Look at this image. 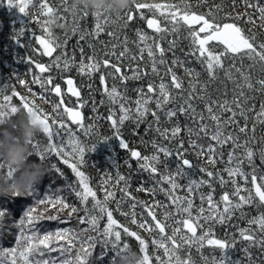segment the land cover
Returning a JSON list of instances; mask_svg holds the SVG:
<instances>
[{"label":"snow or ice","instance_id":"snow-or-ice-1","mask_svg":"<svg viewBox=\"0 0 264 264\" xmlns=\"http://www.w3.org/2000/svg\"><path fill=\"white\" fill-rule=\"evenodd\" d=\"M9 5L19 6V11L21 13H26V8L28 7L27 0H19V5L14 3V0H7ZM236 0H233V5L235 6ZM246 11L243 13H232L228 12L224 17L220 16L219 13L222 9V5H215L214 9H210L207 13H198L193 10V6L188 3V0H179L178 3H146L137 2L133 0L134 9L142 10L147 9L149 12L153 13V17L147 19V28L153 29L157 36L150 37L143 30H137L138 41L143 44L140 48V59H143V54L147 51V55L151 60V73L155 75H160V70L158 66H165L164 75L161 77V81L158 85L154 82H150L147 89H137L139 93L138 98L135 101L136 104V116L135 119L137 124L143 121L146 114L150 111L148 104L153 99V94L155 93V106L157 110L164 109L170 102L177 101L179 99L178 106L169 108L164 112V115L172 120L178 118V115H184L191 121V126L186 123L185 130L189 136L190 143L194 150H198L196 154L198 156H207L208 163L215 166L218 160L223 159L224 152L223 148L226 145H231V149L227 154L226 167L223 168V172L227 174L228 179L225 180L223 175H220L217 171L201 169V172L206 173L207 177L218 179L219 183L224 185L229 182L235 187L231 193L224 192L220 197L219 201L214 200L212 189V179H201L189 180L186 186L179 184L177 177L187 176L188 173L185 169L191 168L192 163L189 159L184 158V153L177 151L175 154L179 157L180 164L177 170L173 174L162 176L161 180L167 182L170 188L163 191L168 197L169 204L162 205L159 202H154L151 205L146 204L143 201H138L132 196V193L128 191V180L124 176H119L117 184L123 181L125 187L121 189L122 200L131 199L133 203L131 204V222L132 224H137V213L135 209L137 205H140L146 209L147 216L151 218L154 222L150 224L147 220L139 223V228L145 229L147 231L158 230L159 239H153L151 241L152 245L159 249H162L164 254L169 257L167 261L161 260V257L157 256L155 259L160 262V264H172V258L175 257V264H189L188 261H182L178 251L182 246H197L203 248L205 244L223 250L225 255L222 256L219 261L214 262V264H240V261H231L227 256V250L235 246V238L231 242L226 240H221L214 238L213 232L210 225L214 223L225 224L233 219L237 212L241 213L243 216V209L246 205H252L254 202L259 205H264V177H261L262 182H258L257 176L255 175V165L254 157L256 152L254 151L255 136H248V120L249 113L255 108L252 104L249 106L250 101L254 97L250 96V92L264 93V78L258 80L253 78L251 71H246L243 63L239 67L235 63L229 64L225 67L226 62L229 60L236 61L239 59L243 62L244 58L247 57L248 60L252 61L248 65V68L255 71L256 67H260V71L264 73V43H257L256 35L249 34L248 31L239 25V21L245 16L248 17V23H255L253 19V14H258V19L261 21L260 26L264 27V3L261 0H243ZM40 15L46 17L42 22V29L45 36H38L37 40L40 45L43 46V54L52 57L53 54L64 47L63 44L58 42V38L53 35L52 30L48 27L47 18L50 15L57 13V9L52 7L48 0H42L39 4ZM247 9H251L252 12H248ZM73 16L75 24L76 8L73 6ZM157 14L159 18H157ZM87 15V13H84ZM96 17L95 30L91 35L99 36L100 33L104 31V24L110 21L109 18L103 17V12L94 13ZM126 19H124L125 26L129 21L134 19L132 15V10L130 9L125 13ZM139 16L141 19L144 18V12L140 11ZM63 18V17H60ZM119 19L120 17L117 16ZM225 18L231 20L232 22H225ZM162 21L164 23H162ZM182 30L187 31V36H183V39L189 41V51L185 53V59L188 57L195 58L202 66L203 70L208 75L207 81H200L199 75L195 69L185 68V73L188 76H192L193 80L189 81V88H184V81L179 77L173 70L172 67L168 66V61L166 60V53L173 51L178 46V40L172 39L167 40V35L171 34L173 36H182ZM78 31L76 27L73 28V33ZM20 35H24L23 29L20 31ZM88 33H83L80 35V40L85 39ZM114 35V34H110ZM152 43H149V41ZM167 40V49L162 46L161 41ZM213 42H218L223 46V51L216 50V46ZM66 43V42H65ZM125 48L124 51L116 53V45H113L112 49L107 51L105 55L109 58L98 59L93 50V55L88 57V63H85L82 59L78 66L79 73L87 74L89 77L95 72H99L101 68L111 69L106 73L100 75V81L103 85V93L107 95L112 103H118L119 109L123 113L119 116L118 120L113 119L115 112H112L107 119L111 121V125L116 129V136H120L119 125H123L126 120L132 117L131 110L126 107L127 97L117 90V86L113 84L110 88L106 83V76L112 77L114 80L119 79L122 82L127 80H138L146 77L149 73L145 72L140 67L132 69V75L128 76L122 72L121 66L117 63H111V57H115L117 61L125 57L129 52L127 48V38L124 41ZM91 46V45H90ZM139 46V45H138ZM81 54L83 55V49L81 48ZM159 57V58H157ZM133 60L136 57H132ZM62 56L57 55L49 65L43 63H36L35 67L39 69L41 74L49 73L50 69L55 66L60 68L61 72L68 71L74 65V59L64 56L63 64L61 68ZM185 60H181L176 57L172 60V66L180 65L183 66ZM131 67V66H129ZM223 71L225 77L231 80L234 84L233 98L231 101L225 100H213L209 94V85L219 78V72ZM170 76V81L165 82V77ZM54 77L49 74L45 76H37L32 80L33 84H39L42 93L40 98L45 99L48 94H54L59 98V102L53 105V111L57 115H66L71 124L78 126L83 129L85 135L89 133L91 125L87 128L84 124V117L76 108L64 106L65 100L64 96L66 93H62L60 84L54 82ZM20 83H25L21 80ZM65 83L68 85L67 93H71L73 97L79 98L81 96L80 90L74 86V80L71 78L66 79ZM90 88L93 85H89ZM170 87L175 90H179L175 96L170 94ZM185 92L187 94L185 95ZM18 95V93H14ZM13 96L3 95V103H0V120L5 117L15 114L19 107L12 104ZM123 100V102H121ZM200 101L204 103V111H197L196 105L193 101ZM23 110L29 113H35L36 120L44 125L42 131L46 135L49 143L47 147L41 151V144L39 141L33 144V148L37 155L41 159H46L47 157L55 154L58 157L63 158V163L68 165L72 172L78 179V187L76 185H68L69 188L75 193V196L83 205V211L85 215L78 218V222L81 225H87L80 232L65 228L57 230L55 233L48 232L44 235H39L35 228V222L43 218V215H34L37 212L35 207L28 208L24 211L23 217L20 219L21 235L16 238L15 248H5L0 250V257H11V264H17V259H19L22 264H33V260L30 259L35 254L39 253L41 257L44 256L45 251H59L62 256H67L72 248L75 246L77 241L81 242V247L77 252L74 260H69L67 258L62 259L60 264H91L90 258L93 256V249L99 242L104 248L110 246L111 250L115 254H119L120 251L129 248L128 243L122 244V232L128 237H134L140 246V252L142 253L140 264H151V257L147 253L148 242L143 239L137 232L130 231L128 227L119 224L116 219H114L113 211L109 208L108 203L110 200L115 198L114 191H105L104 199L100 200L97 198L96 191L93 190L89 185V177L85 175L83 171L78 167L79 164L84 163V153L85 147L81 144L77 134L72 131L68 124L64 122L63 119L59 121L56 119H51L49 114L43 113L36 105L35 100H28L26 97H21ZM86 101L79 102V106L82 108L86 104ZM104 103V101H101ZM61 109H63L61 113ZM95 105L93 106V111H95ZM205 111L207 117L205 116ZM225 113H230L228 116H224ZM152 116L155 118V123H160V116L157 111H152ZM51 119V122H49ZM244 121V125L240 126L239 121ZM255 120L257 123H264V102L260 104V111L256 113ZM208 121H211L209 123ZM58 125V128L54 131V126ZM229 126L235 129V132L229 131ZM152 125L149 124V128ZM63 130L64 135L68 137L66 143L63 141L61 136V131ZM161 136L165 139H177L182 129L177 122V124L169 129H163L157 127L155 129ZM255 131V124L252 130ZM201 133L203 136H201ZM195 136L197 139H191ZM241 136L245 139L241 142ZM60 137L61 142L58 144L55 138ZM204 137L209 138L207 146L204 143H197V140H203ZM153 146L156 148L157 153H163L164 156H172L173 152L167 147H160L155 141L152 142ZM120 147L123 149H128V143L121 138ZM180 148H183V142H180ZM219 149V151H218ZM94 150V147L93 149ZM130 155L139 162V168L141 170L147 171L150 178H154L158 173L156 164L159 162V155L152 156H142L139 151L130 150ZM259 155L261 161L264 162V147L259 150ZM69 157L73 158L76 162H70ZM253 165V175L250 178L252 188L244 189L237 181V177H243L246 181L249 179L248 174L244 171V165ZM52 168L56 170L61 176L63 172L54 164ZM159 184L160 181H157ZM201 185H207L210 191L207 194L200 193L199 199L201 204L196 209V215L193 216V210L196 208L194 205L193 197ZM185 188L186 194L180 196L177 192L182 188ZM137 191H147L150 194L156 192V188H144L141 184ZM242 192L246 194L242 195ZM34 194V190L30 191L27 195L31 196ZM17 197H22L16 195ZM91 198V201H90ZM91 202V207L88 204ZM122 201H117V210H119V205ZM207 204V209L204 207V203ZM37 203L39 205L52 204L60 205V211L64 209H69V218L73 213L79 212L81 209L76 206L69 205L65 202L64 198L56 197L53 200L51 197H46L44 199H38ZM170 206L175 207V212L180 214L182 217L186 214L187 218H182L181 220H175L174 214L170 211L163 212V221L158 218L156 208H168ZM98 210L99 214H93ZM5 211L0 210V215ZM127 216L128 213H121ZM103 216H106L107 223L100 230V221ZM48 219H59V216H49ZM172 219L177 225H182V227L177 226L172 229V233L169 235L166 233V221ZM250 227L239 228L238 233L242 242H246L247 246L243 249L246 256L249 258V264H253L251 258L250 249L252 247H258L264 249V213L260 214L258 217H253L248 220ZM252 225H256L257 228H252ZM208 226V231H204L203 234L197 233V229H203ZM31 229L30 234H26L27 230ZM122 229V231L120 230ZM183 230H186L184 232ZM94 232L96 235H87L84 233ZM177 236H179L178 242ZM103 239H100V238ZM65 241L66 243L60 245L59 249L53 248L52 244L55 241ZM169 242L171 247H169ZM122 244V246H121ZM0 264H5L4 261H0ZM34 264H50L49 260H35ZM51 264H55V261H51Z\"/></svg>","mask_w":264,"mask_h":264},{"label":"trees","instance_id":"trees-1","mask_svg":"<svg viewBox=\"0 0 264 264\" xmlns=\"http://www.w3.org/2000/svg\"><path fill=\"white\" fill-rule=\"evenodd\" d=\"M149 2L154 0H137V2ZM167 1V0H166ZM170 3H178L179 0H169ZM48 3L59 10L58 17L61 18V22H68L72 24V30L71 32H65L63 29L57 27L54 30H52L53 35L57 37L60 41H62V44H69L70 52L77 56V60L75 62H80L82 59L85 62H88V57L93 55V50H95V53L97 55L98 59H105L109 58L105 55V53L112 49L113 45H116V53L117 55L119 52L124 51L125 48V38H127V48L129 49V52L126 54L125 57L121 58V60L117 61L115 57H111V63H117L119 66H121V69L123 72L127 75L129 73L130 68L128 66L131 65V63H135L136 59L133 60L132 57H136L138 54V45L140 46L142 43L138 41L137 36V30H143V32L147 33L150 37H156L157 34L154 33L153 29L147 28V19L149 17H153V13L149 12L147 9L142 10H135L134 5L129 7L126 10H123L120 19L119 20L116 15L117 13H103V17H107L110 19L111 22L104 24V31L100 33V35L94 36L91 35V33L95 30V24H96V17L94 16V13L89 12L85 10L82 7H76V16H75V24H74V16H73V6L75 5L74 0H48ZM188 3L193 6V10L198 13H207L210 9H214L215 5H222V9L219 13L220 16L224 17L226 13L232 12V13H243L246 11L245 6L243 4V0H236L235 6L233 5V0H188ZM261 3H264V0H261ZM132 10V15L134 16V19L132 21H129L128 24L125 26L124 19H126L125 13L129 10ZM144 12V18L141 19L139 16V12ZM248 12H252L251 9H247ZM84 13H87V15H84ZM157 18H159L157 14ZM253 19L255 20V23H248V17L245 16L243 19H241L238 23L241 27L245 28L249 34H255L257 37V43H264V27H261V21L258 19V14H253ZM225 22H232L231 20L225 18ZM162 23H164L162 21ZM30 26V28H28ZM76 27L78 31L74 34L73 28ZM24 35H20L18 33L17 36L18 39L22 42V44H16L13 46V51H10V56H14L13 60L15 58L16 65H20V68H23L24 70L27 68L24 67L26 64H32L35 60L40 61L39 63L48 61L49 57H45L42 55L41 52H38V46L35 43L34 36L38 33V29L36 25L28 24L23 28ZM40 33V32H39ZM83 33H88V35L85 36V39L80 40V35ZM114 34V35H110ZM183 36H187V31L182 30V36L177 37L173 36L171 34L167 35V40L177 39L178 40V46L170 52L166 53V60L168 61V66L172 67L175 73L181 75L183 81H185V89L189 88V81L193 80L192 76H188L186 73L182 72L185 71L184 68H192L195 69L197 73H200L199 80L200 81H207L208 75L203 70L202 66L199 65V62L192 57H188L185 59V53L189 51V41L187 39H183ZM167 40L161 41L162 46L167 49L168 44ZM151 41V40H150ZM66 42V43H65ZM152 42V41H151ZM216 46V50L223 51V46L220 45L218 42H213ZM91 45V46H90ZM143 45V44H142ZM68 46V45H67ZM37 48V50H36ZM81 48L83 49V55L81 54ZM59 52V51H57ZM56 52V53H57ZM69 52V53H70ZM71 54V55H72ZM72 55V56H73ZM139 55V54H138ZM73 56V58H74ZM79 56V57H78ZM179 57L181 60H185L184 66L175 65L172 66L171 62L174 58ZM146 60V59H145ZM198 63V64H197ZM235 63L237 67L243 63L244 68L246 71H251L253 78L258 80L260 78H264V73L260 71V67L257 66L255 71H252L248 68V65L252 63V61L248 60L247 57L244 58L243 62H241L239 59L236 61L229 60L226 62L225 67H227L229 64ZM45 64V63H43ZM46 65V64H45ZM146 67V66H145ZM160 70V77L164 75L165 67L164 66H158ZM183 67V68H181ZM141 68V67H140ZM4 71V68L1 69L0 74ZM37 73L39 72V69L35 70ZM108 71H111V69H104L103 67L99 72H95L89 77L87 74H81L78 71V67L73 65L70 70L65 71L62 74H56L54 82L60 84L61 89L64 92V77L68 76L69 78L74 80V85L80 90L81 97L84 99L93 98L96 101L97 98H100V94H102V88L103 85L100 81V75L102 73H106ZM126 71V72H125ZM53 70L50 69L49 73H43L41 75L47 76L49 74L53 75ZM60 72V71H59ZM130 74V73H129ZM131 75V74H130ZM149 78V81L146 79ZM156 77L149 75L138 79V80H127V81H119L118 79H113L112 77L106 76V83L108 84L109 88L115 84V85H121V82L124 83V91L127 92L129 89L133 90V93H131V96L136 98L138 96L137 89H147V86L150 82L157 83ZM165 81L168 82V78L165 77ZM34 87H37L38 85L32 84ZM89 85H93L92 88L89 87ZM172 89V88H170ZM233 89L234 84L231 80H228L223 71L219 72V78L212 82L209 85L208 91L211 95L213 100H229L231 101L233 98ZM173 90V89H172ZM171 91V90H170ZM179 91V90H175ZM187 92H185V95ZM68 95V94H66ZM250 96L254 97L250 101L249 106L252 104L255 105V108L252 112L249 113V120H248V136H255V143H254V151L256 152V155L254 157V165H255V175L257 176L258 182H262L260 180L261 177H264V162L261 161L259 150L261 147H264V123H257L255 120L256 113L260 111V104L264 102V93H258V92H250ZM69 96V95H68ZM70 98L74 99L72 96H69ZM88 97V98H87ZM75 101V100H74ZM72 100V103L74 102ZM180 101L177 100L174 107L178 106V103ZM193 103L196 105L197 111H204V103L200 101H193ZM132 105L134 103H131ZM22 109V108H20ZM23 110V109H22ZM99 110V109H98ZM82 112H86L84 108H82ZM158 115L160 116V123L156 124L152 120V126L151 128L144 127V123L138 124H127L129 129L125 130L124 124L121 127L120 136H122L125 139V135L128 132L129 134H132L133 140L131 141L132 150H137L141 153V155H147L149 148H155L153 146V141L156 142V144L160 147H167L170 151L173 152L172 156H164L163 153H159L162 156L160 157V161L162 168H160L159 171L162 172H168L171 174V172L174 170V166L177 169L178 165L180 164L179 157L175 154L177 151L184 153V158H188L191 163L192 167L195 164V167L198 166L200 169L198 170L199 174L195 175V180L199 181L201 179H212V189L213 191V198L216 201H219L220 197L223 195L224 192L231 193L234 189V185L232 183L228 184H220L218 179H213L207 177L206 173L201 172V169H207L212 171H217L220 173V175H223L225 180L228 179L227 174L223 172V168L226 167V161H227V154L229 150L231 149V145H226L223 148L224 157L221 160H218V163L213 166L208 163L207 156H198L196 152L198 150H194L192 148V145L190 143L189 136L185 130V124L188 123L191 126V121L188 117L184 115H178L177 122L179 123L182 131L179 134L177 139H165L163 136H161L158 132L155 131L157 127L163 129H169L171 130L172 127H174L177 122H165L163 121V117L160 115V111H157ZM150 113L146 114L149 116ZM205 116L207 117V113L205 111ZM230 113H225L224 116H228ZM96 127L94 129L98 132L100 131L99 135L108 133L109 125L107 119L104 117V112L100 113L98 111L96 113ZM98 117H101L99 119H102V122L98 120ZM211 123V121H208ZM168 126L167 128L166 125ZM240 126L244 125V121L241 119L239 121ZM255 124V131L253 133L252 128ZM133 125V126H132ZM229 131L235 132V129L232 126H229ZM201 136L203 134L201 133ZM135 137V138H134ZM191 139H197L195 136L191 137ZM245 139L244 136H241V142ZM183 142V148H180V142ZM209 142L208 137H204L203 140H197V143H204L205 146H207V143ZM157 151V150H155ZM219 151V149H218ZM52 158H46L48 164L50 165V172L48 175H46L42 182L36 186L34 190V194L29 196H22V197H0V210L5 211L6 213H10V215L6 216L5 225L0 227V250L3 249V247H11L15 248L16 246V238L21 235V226H20V219L23 217L24 211H27L30 207H35L37 209V212L34 213V215H43V218L40 220H37L35 222V228L38 231L39 235H44L48 232L55 233L57 230L61 229H71L76 232H80L83 228L87 227V225H81L78 222V218L82 215L84 216L85 213L82 210L83 205L80 204V201L78 198L73 194L74 192L71 191L72 189L68 187L70 185V181L72 180V174L69 170V168L61 163L57 158L54 156H50ZM132 158V157H131ZM41 157L34 153L32 156L29 157L30 161H36L38 162ZM56 165L62 172L63 176H61L58 172H56L55 169L52 168V165ZM174 165V166H173ZM173 167V170L171 168ZM244 171L248 174L249 179L246 181L243 177H237L238 183L244 188V189H250L252 188L250 178L253 175V165H248L245 163ZM159 173V172H158ZM134 174L136 175L135 179H131V175L129 176L127 174L126 179H128V182L131 184H134L137 182L138 184H143L144 188H156L155 186L157 183L155 182L156 179L150 178L149 173L147 171L141 170L138 166H136V169L134 170ZM133 175V173H132ZM186 183L188 178H184ZM185 184H181L182 186ZM71 189V190H70ZM183 190L182 193H180V190ZM178 191V195L184 196L185 188L182 187ZM210 191L209 187L207 185H201L200 189L197 190V200H196V207L201 204V201L199 199L200 193L207 194ZM143 195V192L139 191ZM242 195L246 194V192H242ZM61 197L65 199V202L69 205L76 206L77 208H80L81 210L77 213H73L71 215V218H69L68 212L69 209H64L63 211H60V205H55V207L52 204H44L39 205L37 203L38 199H44L46 197H51L53 200H55L56 197ZM159 197L164 199L163 195H159ZM195 199V198H193ZM120 205L124 207V209L117 210L118 213L115 212L114 208L117 209V202L115 199L111 200L110 206L112 208L113 214L118 218L122 219L120 215H122L121 210H125L128 215L126 217L131 218V203L133 202L131 199H123L122 200V192L120 190ZM119 205V206H120ZM205 209H207L206 202L204 203ZM143 207L140 205H137L135 212L137 213V216H140V213H143ZM141 212H140V211ZM162 213L165 211L161 210ZM196 213V211H194ZM243 216H241L240 212H237L236 215L233 217L231 221L225 224H219L214 223L210 225L211 230L213 232L214 238L226 240L228 242H231L233 238H235V246L237 247L236 252H232V248H230V251H227V254H230L231 261H240V264H249V258L246 256L244 252V248L247 246L246 242H242L238 229L239 228H248L250 227L248 224V220L252 219L253 217H258L260 214L264 213V205H259L258 203H253L252 205H246L243 209ZM93 214H99L97 211ZM196 215V214H194ZM49 216H59V219L53 220L48 219ZM125 216V215H124ZM146 217V216H145ZM106 217L103 216L100 221V230H103V227L106 225ZM65 224V225H64ZM66 226V227H65ZM252 228H257L256 225H252ZM122 231V229H120ZM201 229H198V231ZM203 231H208V226L204 228ZM202 232V231H201ZM31 229H28L26 234H30ZM166 233L170 235V232L167 231ZM85 236L87 235H96L94 232H87L84 233ZM101 239V238H100ZM103 239V238H102ZM128 243L129 246L132 249H135L140 254V248L139 243L134 237H128L122 232V244ZM66 242L61 241H55L52 244L53 248L59 249L60 245L65 244ZM121 244V246H122ZM81 247V242L77 241L75 243V246L72 248V250L67 253V256H62L61 253L57 251L47 252L45 251V254L43 257L39 255V253L35 254L30 259L33 260V264L35 260H49L50 264L51 261H55V264H60L62 259H69L74 260L77 252L79 251ZM189 252L193 253L195 255V260H193V264H214V262L219 261V258L222 257L223 250H220L218 248H214L212 246H208L205 244V246L201 249L197 246H191L188 248ZM251 252V258L253 261V264H264V249L258 248V247H252L250 249ZM183 253V250H182ZM115 252L111 250L110 246L108 248H104L99 242L97 243L96 247L93 249V256L90 258L91 264H109L111 259L115 258ZM102 257V258H100ZM153 259V258H152ZM152 264H156L155 260L153 259ZM237 259V260H234ZM9 264V262H8Z\"/></svg>","mask_w":264,"mask_h":264},{"label":"rangeland","instance_id":"rangeland-1","mask_svg":"<svg viewBox=\"0 0 264 264\" xmlns=\"http://www.w3.org/2000/svg\"><path fill=\"white\" fill-rule=\"evenodd\" d=\"M41 2H42V0H27L28 7L26 8L27 14H25V13H21L19 11V6L9 5L7 0H0V72H1V69L4 68V71L0 74V103H3V99H2L3 95L13 96L14 93H18V95L13 96V100H12V104L16 105L17 107L22 108L21 97L23 96V97H26L28 100H35V103H36V105H38L39 109H41L43 111V113L49 114L51 119H56L58 121L60 119H63L64 122L66 124H68V127H70L72 129V131L77 134L81 144L86 149L85 153H84V163L79 164L78 167L80 168L81 171H83L85 173L86 176L89 177V185H90V187L93 188L94 191H96L97 198L100 200H103L104 195H105V191L107 190V191H114L116 194L115 198H114L115 201L116 202L120 201V190L125 187V183L123 181H121V182H119V184H117L119 176L122 175V176L126 177L128 174L129 176L131 175V179H135L136 175L134 174V170L136 169V166L139 167V162L135 158H131V155H130V150H132L131 141L133 140L132 134H129L127 132L125 135V139L123 137V134H122V136H119V137L116 136V129L112 127L111 121L107 119V117L112 112H115V116L113 117V119H117V120H118L119 116L123 114L119 109V104L118 103H112L109 100V98L107 97V95L103 93V88H102V94H100V98H97L98 100H96V101H91V100H94L92 97L89 99H84L81 96L79 98L73 97L71 95V93H67L68 85L65 83V81L69 77L65 76L64 77L65 78L64 79V83H65L64 92L66 94H68L69 96H72L74 99L70 98L68 95H65L64 96V100H65L64 106L79 108V109H81V112H82V108L85 109L86 112H82V115L84 117V124H85L86 128L89 125H91L89 133L87 135H85L84 130L80 129L76 125L71 124V122L67 119L66 115H63V116L57 115L53 111V105L55 103L59 102V98H57L54 94H48L47 96H45V99H41L40 96H41L42 90H41L39 84H36V85H38L37 87H34L32 85L33 84L32 80L34 79V77L43 76V75H41V73H37V71H35L38 69L35 67V64L39 63L40 61L35 60L34 63H32V64H26L24 67H26L27 65L28 66L24 70L23 68H20V65H18V66L16 65V62L14 61L15 58L13 60L14 56H10V51H13V49H12L13 46L16 45L17 43L22 44V42L20 40H17L18 39L17 36H20V35H18V33L20 34L21 29H23L26 25H28V24L36 25V27L38 29V33L40 32L41 34H43L46 37V35L42 29V22L44 19H46V17H43L40 15L39 4ZM153 2L154 3H162V2L163 3H169V0H167V1L166 0H154V1H149V2L147 1L146 3H153ZM14 3L19 5V0H14ZM122 11L120 12V14L118 13L116 15V17L117 16L121 17V14L124 12V11L123 12ZM58 12H59V10H57V13H56L57 16L59 15ZM119 20H122V19L119 18ZM28 28H30V26H28ZM58 42L62 44V41H60L59 39H58ZM149 43H152V42L149 41ZM67 45L65 44L64 47L57 49V51H59V52L56 51L57 53L55 52L52 57H49L47 63L46 62H42V63H45L47 66L51 63V61L57 55H61L62 56L61 68H62L63 57L67 56V57L73 58V56H74L70 52V49H69L70 46L68 43H67ZM141 47H143L142 44L137 47L139 55L138 54L136 55V62L131 63V65H130L131 67L128 66L130 68L129 73L132 75V69L136 68L137 66L141 67V69H143L145 72L149 73L147 75L148 77H149V75L156 77L155 81L157 82L156 85H158L161 81V77H160V75H155V74L151 73V60L149 59V57L147 55V51L144 52L143 59H140V48ZM36 50H37V48H36ZM38 52H41L40 49H38ZM76 58H77V56H74V58H73L74 62H75V60H77ZM157 58H159V57H157ZM85 63H88V62H85ZM79 64H80V62L74 63V65L77 67L79 66ZM199 65H201V64L199 63ZM181 68H183V67H181ZM51 70L54 71L53 75H52L53 77H55V75L58 73L62 74L65 72V71L61 72L60 68H57L55 66H53L51 68ZM184 70H185V68H184ZM122 72H123V70H122ZM162 72H165V71H162ZM182 72L185 73V71H182ZM129 73H127V75L131 76ZM177 75L179 77H182L179 74H177ZM167 78H168V82H169L170 76ZM21 80L25 81V83H23V84L20 83ZM146 80L149 81V78H147ZM119 81H121V80H119ZM184 84H185V81H184ZM123 85H124V83H122V82H121V85L117 84L116 85L117 90L119 92H121L123 95H126V97H127L126 107H128L133 114L129 120H126L124 122L125 130H127V129H129L127 124H137V121L135 119V116H136L135 101L138 98V96H136V98L132 97L131 93H133V90H131V89H129L127 92H125L123 90L125 88ZM172 89H170L171 90L170 94L175 96L177 91H175L174 88H172ZM62 93H63V91H62ZM138 95H139V93H138ZM72 100L73 101L75 100V101L72 103ZM177 100H179V99L177 98ZM82 101H86L87 103L84 105V107L81 108L79 106V102H82ZM101 101H104V103H101ZM121 102H123V100ZM131 103H134V104L132 105ZM175 103H176V101L170 102L164 109L157 110L156 106H155V93H154L153 99L148 104V107L150 109V111L148 113H150V114H149V116L146 115L142 121L144 123V127L148 128L149 124L152 125V120H155V118L151 114L152 111H160V115L163 117V121H165L167 123L171 122V120H169L164 115V112L167 111V109H169V108H173ZM94 105H95V109H96L95 111H93ZM62 111H63V109H61V113H62ZM98 111H100V113L104 112V114H105L104 117L108 121L109 130H108V133H106V134L99 135V133H101V132L100 131L98 132V130L96 131L94 129V127H96V122H98L97 118L95 116ZM99 118H101V117H98V120L100 122H102V119H99ZM51 119L49 122H51ZM172 121L177 122V119L174 118V119H172ZM142 122H140V123H142ZM140 123L138 125H140ZM121 127H122V125H119V131H121L120 130ZM167 127L168 126L166 125L165 128H167ZM57 128H58V125L54 126V131ZM60 131H61V136L63 137V141L66 143L68 137L66 135H64L63 130H60ZM121 132L123 133V131H121ZM121 138H123L128 143V145H129L128 149H123L120 147V139ZM37 141H39L40 144L44 145V146H47L49 143V141H48V139L44 133L35 137L33 139L32 143L34 144ZM54 142L59 144L61 142V138L60 137L55 138ZM93 147H94V150H91V149H93ZM155 150H156V148H149L148 154L142 155V156L159 155V162L156 164V167H157L159 173H157L155 175L157 177H155L154 179H156L155 180L156 183H157V181H160V183L159 184L157 183V185L155 186L156 192L154 194H150L147 191H141V192H143V195H142L141 193H139V191H137V188L140 186V184L135 182V180H134V184H131V185L128 182V185H129L128 191H130L132 193V196L135 197L136 200L143 201L148 205H151L154 202H159L162 205H168L169 204L168 197L165 195V193L163 191H160V189L163 188V189L167 190L170 188V185L167 182H164L161 180L162 176L169 175L170 173L159 171L160 168H162V167H160L161 164H163L160 161V157L162 156V154L160 155ZM51 156H54L61 163H63V158L58 157L55 154H52ZM47 158H52V157L49 156ZM69 159H70V162H76L71 157H69ZM193 165H194L193 167L185 169L188 173L187 176H180V177L176 178L180 185L186 183L184 178H186V177L188 178L187 183H186V185H187L189 180H193V179L195 180V178H194L195 175H197V173L199 174L198 170L200 169V167H198V166L195 167V164H193ZM66 166L69 168V170L72 174V177H73L69 184L76 185L78 187V179L76 178L75 174L72 172L71 168L68 165H66ZM171 170H173V167L171 168ZM176 170L177 169L174 166V170L171 172V174L175 173ZM132 173H133V175H132ZM183 186H185V185H183ZM152 188H154V187H152ZM182 192H183V190L181 189L180 193H182ZM184 193L186 194L185 191H184ZM73 194L75 195V193H73ZM159 195H163L164 199L159 197ZM180 196H182V195H180ZM193 198H195V199H193V201H194V205L196 206L197 191L194 194ZM90 201H91V198H90ZM110 203H111V200L109 201L108 206H110ZM88 207H91V202L88 204ZM111 207H109V208L112 210ZM119 208L124 209V207L122 205H120ZM164 209H165V211L172 212L174 214L175 220H181L182 218H187L186 214H184L183 217L180 214H177L175 212L174 206H170L168 208H156L155 211L157 212V216L162 221H163V215H162L163 213L161 210H164ZM196 209H197V207L194 208V210H193V216H195L194 214H196V213H194V211H196ZM114 210L116 213H118L117 209L114 208ZM142 210H143L145 215H143V213H140V216H138L136 218L137 224H135V225L132 224L131 218L128 219V217H126L124 215H120V217H122V219H118L114 214H113V216H114V219H116L119 224H122L125 227H128L130 231L137 232L143 239H145L148 242L149 246L147 249V253L149 254V256L151 258H153L155 260L156 264H160V262L157 261L155 259V257L159 256V257H161V260H164V261H167L169 259V257L164 254L162 249L157 248L156 246L152 245V243H151V241L153 239H159L160 238L158 230L147 231L145 229L139 228V226H138L139 223L143 222L144 220H147L150 224L154 223L151 221V218L147 216L146 209L143 208ZM69 212H68V215H69ZM97 212H98V210H97ZM121 212L127 213L125 210H121ZM81 217H83V215ZM105 222L107 223V220H105ZM166 224H167L166 229H167V231L170 232V234L172 233L173 228H175L177 226L182 227V225L175 224L172 219H169L168 221H166ZM198 229H200V228H198ZM198 229H197L198 235L203 234L204 228L199 230V231H198ZM183 231L186 232V230H183ZM101 239H102V237H101ZM177 240L179 243L182 244V241H179V236H177ZM15 247H17V245ZM169 247H171L170 242H169ZM5 248H11V247H3V249H5ZM139 248H140V246H139ZM188 248H189V246H182L180 248V250L178 251L177 255H179V257L181 258L182 261L186 260L189 262V264H193L192 259L195 260L196 257L193 253L189 252ZM182 250H183V253H182ZM231 250H232V252L238 251L237 247H233ZM227 251H230V249H228ZM140 255H142L141 252H140ZM224 255H225V253L223 251L222 256H224ZM227 256L231 260L229 253L227 254ZM11 259H12L11 257H0V261H4L5 264H8V262H9V264H11ZM234 260H237V259H234ZM17 264H22V262L19 259H17ZM151 264H152V261H151ZM172 264H175V257L172 258Z\"/></svg>","mask_w":264,"mask_h":264},{"label":"clouds","instance_id":"clouds-1","mask_svg":"<svg viewBox=\"0 0 264 264\" xmlns=\"http://www.w3.org/2000/svg\"><path fill=\"white\" fill-rule=\"evenodd\" d=\"M74 3L92 13H117L131 7L133 0H74ZM47 20L51 30L57 27L69 33L72 30V24L61 22L55 14ZM43 127L35 113L22 109L0 120V197L26 196L49 174L50 165L46 159L29 160L36 153L32 141L43 134ZM46 147L41 145L40 150ZM8 215L10 213L6 212L0 215V227L5 225ZM141 259L138 251L129 247L116 254L109 264H140Z\"/></svg>","mask_w":264,"mask_h":264},{"label":"water","instance_id":"water-1","mask_svg":"<svg viewBox=\"0 0 264 264\" xmlns=\"http://www.w3.org/2000/svg\"><path fill=\"white\" fill-rule=\"evenodd\" d=\"M149 18H152V17H149ZM149 18H148V19H149ZM38 36H44V35L41 34V33H37V34H35V36H34V40H35L36 45H37L38 48L40 49L42 55L45 56V57H48V56H46V55L43 54V46L39 44V42H38V40H37V37H38ZM45 38H47V37H45ZM76 109H78L79 111H81V109H79V108H76ZM81 113H82V112H81ZM66 117H67V116H66ZM67 119H68V118H67Z\"/></svg>","mask_w":264,"mask_h":264}]
</instances>
